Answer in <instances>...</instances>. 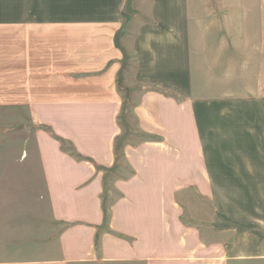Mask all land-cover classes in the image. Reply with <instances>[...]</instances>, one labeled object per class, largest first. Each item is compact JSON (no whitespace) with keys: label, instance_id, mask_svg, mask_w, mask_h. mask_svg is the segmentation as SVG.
I'll use <instances>...</instances> for the list:
<instances>
[{"label":"crops","instance_id":"obj_1","mask_svg":"<svg viewBox=\"0 0 264 264\" xmlns=\"http://www.w3.org/2000/svg\"><path fill=\"white\" fill-rule=\"evenodd\" d=\"M89 1L113 4L86 12L29 8L22 22L8 24L13 41L22 40L25 82L38 80L36 97L29 94L26 101L30 120L51 128L95 164L111 167L123 132L125 95L117 85L123 71L124 87L137 97L131 113L144 137L123 147L131 174L116 177L107 191L115 196L103 226L105 172L75 159L37 128L50 211L61 228L53 249L31 258L0 252V264H228L241 249L235 228L222 225L220 216L219 168L206 134L207 83L193 87L198 78L191 27L196 24L198 32L200 26L205 35L210 26L191 19L189 0H149L147 11L132 14L125 12L127 0ZM35 59L50 67L31 69ZM85 79L90 84L80 86ZM60 82L69 88H59ZM187 190L212 201L207 224L185 221L178 197Z\"/></svg>","mask_w":264,"mask_h":264},{"label":"rangeland","instance_id":"obj_2","mask_svg":"<svg viewBox=\"0 0 264 264\" xmlns=\"http://www.w3.org/2000/svg\"><path fill=\"white\" fill-rule=\"evenodd\" d=\"M98 3L0 0V252L10 257H38L40 252L53 249L61 226L50 211L35 141L38 125L31 122L26 108L29 94L36 97L38 93L34 90L38 80L25 82L22 40L13 41L8 24L22 22L21 15L29 8L86 12L93 7H110L113 1ZM148 8L149 0H127L125 12ZM189 12L191 19H203L210 26L205 35L200 26L198 32L196 24L191 27L195 38L192 65L198 78L193 87L207 83L206 134L211 158L219 168L220 216L222 225L235 228V246L241 249L233 252L236 257L228 264H264V90L257 89L264 87V0H189ZM35 60L36 65L30 64L33 70L50 67ZM126 75L123 71L117 74V85L125 95L119 115L121 153L124 145H136L144 137L131 113L137 97L124 87ZM79 83L90 84L86 79ZM58 87L69 85L60 82ZM248 126H254L256 132ZM117 162L118 167L106 173L108 190L116 177L131 174L123 155ZM114 196L109 193L107 203ZM178 200L184 207L185 221L197 226L208 223L212 201L194 190L179 194ZM203 236H208L206 229Z\"/></svg>","mask_w":264,"mask_h":264},{"label":"trees","instance_id":"obj_3","mask_svg":"<svg viewBox=\"0 0 264 264\" xmlns=\"http://www.w3.org/2000/svg\"><path fill=\"white\" fill-rule=\"evenodd\" d=\"M38 128H43L45 129L49 135H51L52 137H54L55 139H57L60 143V146H61V149L66 151L67 153H69L70 155H72L75 159L77 160H86V161H90L94 164L95 168L97 170H103L105 171V174H104V177H103V193H102V209H103V226L106 224L107 222V219H108V216H109V208H110V202L107 203L106 201V198H107V186L105 185V179H106V173H109L111 171H113L115 168L118 167V156H121L123 155L121 152H118V149H119V139L115 140V143H114V155H115V161L113 163V165L111 167H104V166H99L97 164H95V162L93 160H91L90 158L88 157H85L81 154H79L75 148L73 147V145L68 141V140H65L64 138L56 135L53 130H51V128L49 127H46L44 125H40L38 126ZM119 146V147H118ZM98 235V234H97ZM96 246H98V237L96 236Z\"/></svg>","mask_w":264,"mask_h":264}]
</instances>
